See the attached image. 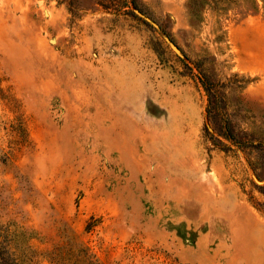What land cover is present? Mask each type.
I'll return each instance as SVG.
<instances>
[{
	"label": "rangeland",
	"instance_id": "374dc122",
	"mask_svg": "<svg viewBox=\"0 0 264 264\" xmlns=\"http://www.w3.org/2000/svg\"><path fill=\"white\" fill-rule=\"evenodd\" d=\"M263 163L264 0H0V264H264Z\"/></svg>",
	"mask_w": 264,
	"mask_h": 264
},
{
	"label": "trees",
	"instance_id": "16d2710c",
	"mask_svg": "<svg viewBox=\"0 0 264 264\" xmlns=\"http://www.w3.org/2000/svg\"><path fill=\"white\" fill-rule=\"evenodd\" d=\"M198 79L199 82L201 84V86L205 89V91L207 92L208 96H209V108H211V106L214 104L215 101V95H216V85L214 82H212L209 77L207 76V74L205 72L202 71V69L199 71V75ZM229 140H231L233 145H236L240 150L246 149V147L248 145H253L256 148H260L259 146H262V143H258V144H253L251 140H244V139H240L238 140L236 134H234L233 132H229V134L225 135ZM214 144L216 146H218L219 148L223 149V150H228L231 149V146L226 145L225 143L222 142V140H220L219 138H217L216 140H214ZM250 163L253 167V169L255 170L257 176H260V174L258 173V170L260 169V164L259 166L257 165L256 162L250 160ZM263 168H264V163H263ZM264 178V177H263ZM262 178V179H263ZM260 189H264V186H259ZM261 207L264 210V204H261Z\"/></svg>",
	"mask_w": 264,
	"mask_h": 264
}]
</instances>
